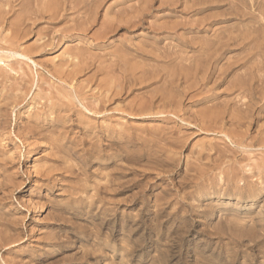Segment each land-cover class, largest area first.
<instances>
[{"label":"rangeland","instance_id":"374dc122","mask_svg":"<svg viewBox=\"0 0 264 264\" xmlns=\"http://www.w3.org/2000/svg\"><path fill=\"white\" fill-rule=\"evenodd\" d=\"M86 1L0 4V264H264V0Z\"/></svg>","mask_w":264,"mask_h":264},{"label":"bare ground","instance_id":"6f19581e","mask_svg":"<svg viewBox=\"0 0 264 264\" xmlns=\"http://www.w3.org/2000/svg\"><path fill=\"white\" fill-rule=\"evenodd\" d=\"M4 1H6V3H5ZM4 1L0 0V4L3 3V4H8V5H10L9 3H10L11 0L8 1V2H7V0H4ZM13 1H14V0H13ZM15 1H18V2H19L20 5H18V6H21V5H23V4L25 5L24 7H26V6H28V5H31V6L33 5V7L35 6V8H36V9H35V8H34V9L37 10V11L40 10L39 7H40L41 4H42V5H43V8H42V9H43L44 11L49 12V14H48V18H47L46 20H49V19H55L57 16H62V17H64L65 14H64L63 12H62V13H63L64 15H63V14L60 15V14H58V13H59L61 10H62V11L65 10V11H66L68 6H69V8L72 9V10H67V11H73V9H75V8L77 9V8H78V5L80 6L81 4H84V6H87V5H88L87 3L89 2V1L87 2L86 0H85V1H86L87 3H86L84 0H15ZM100 1H102V0H90V4L92 5V3H93V4H95V6H96V4H98ZM91 2H92V3H91ZM40 3H41V4H40ZM145 3H146V1H145ZM3 4H2V6H3ZM16 4H17V3H16ZM85 4H87V5H85ZM90 4H89V5H90ZM148 4H149V3H148ZM91 5H90V6H91ZM130 5H132V4H130ZM13 6H14V5H13ZM93 6H94V5H93ZM95 6H94V7H95ZM14 7H15V6H14ZM21 7H22V6H21ZM82 7H83V5H82ZM91 7H92V6H91ZM91 7L88 6V10H87L86 8H85V10H87L88 12H90V11H91ZM143 7H145V6H143ZM2 8H3V7H1V5H0V10H1ZM4 8H5V7H4ZM10 8H11V7H10ZM89 8H90V11H89ZM131 8H132V7H131ZM131 8H130V9H131ZM145 8H146V7H145ZM237 8H238V7H237ZM15 9H16V8H15ZM15 9H14V10H15ZM34 9H33V11H34ZM161 9H162V8H161ZM7 10H8V9H7ZM11 10H12V8L10 9V11H11ZM21 10H23V9L21 8ZM21 10H20V11H21ZM25 10H26V9H25ZM25 10H23V11H25ZM30 10L32 11L31 8H30ZM79 10H81V8H79ZM83 10H84V8H83ZM83 10H82V12H84ZM144 10H145V9H144ZM185 10H186V9H185ZM8 11H9V10H8ZM10 11H9V12H10ZM23 11H22V12H23ZM31 11H30V12H31ZM65 11H64V12H65ZM87 11H86V12H87ZM93 11H94V10H93ZM118 11H119V12H118ZM118 11L115 13V15H114V19L112 18L113 20H110L111 23L108 24V25H109L108 31L110 30V33L113 32V31L119 30V29H124V30L127 31V30H129L131 27H134V24L131 23V22H132V21H131V20H132V17H134V16L131 15L132 10L128 11L129 14L126 13V11H125L124 9H123V10L121 9V10H118ZM146 11H147V10H146ZM0 12H1V11H0ZM3 12H4V10H3ZM3 12H2V14H3ZM9 12H8V13H9ZM16 12H18V10H16ZM27 12H28V10H27ZM47 12H46V13H47ZM78 12H79V11H78ZM78 12H77V14H78ZM82 12H80V13H82ZM86 12H84V13H86ZM141 12H142V11H141ZM262 12H263V11H262ZM6 13H7V11H6ZM8 13H7V14H8ZM11 13H13L12 16H14V12H13V10H12ZM23 13H25V12H23ZM39 13H40V12H38V14H39ZM67 13H68V12H67ZM73 13H74V12H73ZM75 13H76V12H75ZM94 13H95V12H94ZM94 13H93V14H94ZM96 13H97V12H96ZM136 13H137V12H136ZM178 13H179V12H178ZM0 14H1V13H0ZM2 14H1V15H2ZM19 14H20V13H19ZM89 14H90V13H89ZM137 14H139V13H137ZM5 15H6V14H5ZM15 15H16V13H15ZM21 15H22V14H21ZM41 15H43V14L41 13ZM74 15H75V14H74ZM78 15H79V14H78ZM78 15H76L77 18H78ZM81 15H82V14H81ZM85 15H86V14H84V16H85ZM87 15H88V14H87ZM262 15H264V14H262ZM7 16H8V15H7ZM7 16H6V18H7ZM9 16H10V15H9ZM12 16H11V17H12ZM17 16H18V13H17ZM29 16H30V14H29ZM29 16H28V17H29ZM39 16H40V15H39ZM76 16H75V17H76ZM126 16H127L129 19L126 18ZM252 16H253V15H252ZM1 17H2V16H1ZM21 17H22V16H21ZM21 17H19V18H21ZM23 17H24V16H23ZM25 17H26V15H25ZM88 17L90 18V16H88ZM88 17H87V18H88ZM91 17H92V16H91ZM101 17H102V16H101ZM211 17H212V16H211ZM263 17H264V16H263ZM2 18H4V17H2ZM26 18H27V17H26ZM84 18H85V17H84ZM84 18H83V20H84ZM87 18H85V19H87ZM89 18H88V19H89ZM125 18H126V19H125ZM135 18H139V16L137 15V16H135ZM8 19H9V17H8ZM11 19H13V18H11ZM14 19H16L15 16H14ZM14 19H13V20H14ZM17 19H18V18H17ZM28 19L33 20V23H35V21H37V19H38V16H37L36 13H32V14H31V17L28 18ZM28 19L25 20V21H28ZM95 19H96V18H95ZM2 20H3V19H2ZM6 20H7V19H6ZM23 20H24V19H23ZM23 20H22V21H23ZM74 20L76 21V19H74ZM77 20H79V19H77ZM89 20H90V19H89ZM139 20H140V18H139ZM189 20H190V19H189ZM263 20H264V18H263ZM10 21H12V20H10ZM15 21H17V20H14V22L12 21V23H15ZM22 21H20V22H22ZM75 21H74V22H75ZM103 21H105V20L103 19ZM146 21H147V20H146ZM55 22H56V21H55ZM81 22H82V21H81ZM235 22H236V21H235ZM3 23H4V22H3ZM8 23H9V22H8ZM17 23H18V22H17ZM49 23H50V22H49ZM49 23H48V24H49ZM79 23H80V20L78 21V24H79ZM97 23H98V22H97ZM100 23H101V22H100ZM1 24H2V23H1ZM10 24H11V23H10ZM24 24H25V23H24ZM76 24H77V23H76ZM82 24L84 25L85 23H82ZM82 24H81V23L79 24V27H80V28L78 29V31H79L80 29L82 30V28H81V25H82ZM95 24H96V22H95ZM102 24H103V22H102ZM2 25H3V24H2ZM17 25H18V24H17ZM17 25H15V26H17ZM26 25H27V24H26ZM53 25H54V24H53ZM83 25H82V27H83ZM91 25H92V24H91ZM91 25H90V26H91ZM93 25H94V24H93ZM108 25H107V26H108ZM33 26H34V25H33ZM76 26H77V25H76ZM76 26H75L74 28L77 29ZM105 26H106V25H105ZM23 27H24V26H23ZM34 27H35V26H34ZM96 27H98V26H96ZM14 28H15V27H14ZM74 28H73V30H74ZM262 28H263V27H262ZM136 29H137V28H136ZM154 29H155V28H154ZM158 29H159V28H158ZM259 29H261V28H259ZM263 29H264V28H263ZM17 30H19V28H17ZM73 30H71V31H73ZM81 30H80V31H81ZM102 30H103V29H102ZM29 31H30V30H29ZM68 31H69V30H68ZM74 31H77V30H74ZM80 31H79V32H80ZM14 32H15V31H14ZM16 32H17V31H16ZM31 32H32V31H31ZM96 32H97V31H96ZM152 32H153V31H152ZM252 32H253V31H252ZM22 33H24V32H22ZM37 33H38V32H37ZM66 33H67V31H66ZM68 33H69V32H68ZM107 33H108V32H107ZM107 33H106V34H107ZM127 33H128V32H127ZM165 33H166V32H165ZM171 33H172V32H171ZM218 33H219V32H218ZM229 33H230V32H229ZM229 33H228V34H229ZM232 33H233V32H232ZM25 34H26V33H25ZM25 34H24V35H25ZM97 34H98V33H97ZM226 34H227V33H226ZM255 34H256V33H255ZM13 35H14V33H13ZM26 35H27V34H26ZM37 35H38V34H37ZM83 35H84V34H83ZM83 35H82V36H83ZM102 35H103V34H102ZM102 35H101V36H102ZM237 35H238V34H237ZM248 35H249V34H248ZM101 36H100V38H101ZM210 36H211V35H210ZM214 36H215V35H214ZM228 36H230V35H228ZM10 37H12V36H10ZM98 37H99V36H98ZM157 37H158V36H157ZM16 38H18V37H16ZM106 38H107V37H106ZM234 38H235V37H234ZM6 39L8 40L9 38H6ZM18 39H21V38H18ZM23 39H24V38H23ZM210 39H211V38H210ZM210 39H209V40H210ZM241 39H242V38H241ZM261 39H262V38H261ZM11 40H13V39H11ZM97 40H98V38H97ZM215 40H216V39H215ZM236 40H238V39H236ZM216 41H217V40H216ZM227 41H228V39H227ZM242 41H243V40H242ZM12 42H14V41H12ZM12 42H11V43H12ZM26 42H27V41H26ZM42 43H43V42H42ZM211 43H212V42H211ZM172 44H173V43H172ZM217 44H220V43H217ZM236 44H237V43H236ZM238 44H239V43H238ZM256 44H257V43H256ZM10 46H11V45H10ZM257 46H258V45H257ZM21 47H22V46H21ZM28 47H29V46H28ZM127 47H128V46H127ZM201 47H202V46H201ZM32 48H33V46H32ZM86 48H87V47H86ZM86 48H82L83 50H81V51H86V50H84V49H86ZM118 48H119V46H118ZM3 49H4V48H3ZM29 49H31V48H29ZM29 49H27V50H29ZM68 49H69V48H68ZM78 49H79V48H78ZM141 49H142V48H141ZM22 50H23V49H22ZM31 50H32V49H31ZM139 50H140V49H139ZM143 50H144V49H143ZM143 50H142V51H143ZM259 50H260V49H259ZM5 51H6V50H5ZM79 51H80V50H79ZM112 51H113V50H112ZM125 51H126V50L124 49L123 53H124ZM144 51H145V50H144ZM87 52H88V51H87ZM92 52H93V51H92ZM145 52H146V51H145ZM149 52H150V51H149ZM10 53H11V52H10ZM82 53H84V52H82ZM88 53H89V52H88ZM90 53H91V52H90ZM123 53H122V54H123ZM70 54H71V52H70ZM120 54H121V53H120ZM122 54H121V55L118 54V55H119V56H122ZM124 54H125V53H124ZM124 54H123V56H124ZM172 54H173V53H172ZM199 54H200V53H199ZM249 54H250V53H249ZM251 54H252V53H251ZM24 55H25V52H24ZM118 55H117V56H118ZM126 55H127V53H126ZM20 56H21V54H20ZM22 56H23V55H22ZM127 56H128V55H127ZM154 56H155V55H154ZM172 56H173V55H172ZM246 56H247V55H246ZM71 57H72V56H71ZM79 57H80V56H79ZM82 57H83V55H82ZM124 57H125V56H124ZM129 57H130V56H129ZM157 57H158V56H157ZM175 57H176V56H175ZM59 58H60V57H59ZM119 58H120V57H119ZM167 58H168V57H167ZM70 59H71V58H70ZM84 59L86 60V58H84ZM84 59H83V60H84ZM105 59H106V58H105ZM121 59H122V57H121ZM127 59H128V58H127ZM170 59H171V58H170ZM170 59H169V60H170ZM85 60H84V61H85ZM99 60L102 61L103 59H102V60L99 59ZM122 60H123V61L121 62V64L118 63V64L120 65V66H118L120 69H122V68H121V65H125L127 61H129V63H130V60H126V59H125L126 61H124V59H122ZM144 60H145V59H144ZM167 60H168V59H167ZM81 61H82V59H81ZM116 61H117V60H116ZM249 61H250V60H249ZM63 62H64V61H63ZM79 62H80V60H79ZM85 62H86V61H85ZM93 62H95V61H93ZM242 62H243V61H242ZM90 63H91V62H90ZM112 63H113V62H112ZM112 63H110V64H112ZM127 63H128V62H127ZM129 63H128V64H129ZM131 63H132V62H131ZM131 63H130V64H131ZM134 63H135V62H134ZM202 63H203V62H202ZM33 64H34V62H33ZM53 64H54V63H53ZM79 64H80V63H79ZM79 64H78V65H79ZM81 64H82V62H81ZM86 64H89V63H86ZM86 64H85V65H86ZM100 64H101V63H100ZM128 64H127V65H128ZM226 64H227V63H226ZM228 64H229V63H228ZM60 65H63V64H60ZM71 65H72V64H71ZM75 65L77 66V64H75ZM75 65H74V66H75ZM83 65H84V64H83ZM134 65H135V64H134ZM211 65H212V64H211ZM67 66H68V65H67ZM72 66H73V65H72ZM80 66H82V65H80ZM89 66H90V65H89ZM89 66H86V69H87V67H89ZM92 66H93V65H92ZM114 66H115V64H114ZM116 66H117V64H116ZM116 66H115V67H116ZM125 66H126V65H125ZM125 66H124L123 69H125ZM128 66H129V65H128ZM128 66H126V68H127ZM60 67H62V66H60ZM60 67H59V68H60ZM110 67H111V66H110ZM112 67H113V66H112ZM131 67H132V66H131ZM65 68H66V67H65ZM71 68H72V67H71ZM71 68H70V69H71ZM75 68H77V67H75ZM78 68H80V67L78 66ZM83 68H84V67H83ZM99 68H100V67H99ZM99 68H97L98 71H99ZM103 68H104V67H103ZM61 69H62V68H61ZM72 69H73V68H72ZM72 69H71V70H72ZM81 69H82V67H81ZM81 69H80V71H81ZM110 69H111V68H110ZM110 69H109L108 71H111ZM115 69H116V68H115ZM115 69H114V70H115ZM123 69H122V70H123ZM127 70H129V68H127ZM184 70H185V69H184ZM52 71H53V70H52ZM64 71H66V69H65ZM72 71H73V70H72ZM74 71H75V70H74ZM80 71H79V69H78V72H80ZM100 71H101V70H100ZM117 71H118V70H117ZM141 71H142V70H141ZM66 72H67V71H66ZM68 72H69V71H68ZM81 72H82V71H81ZM84 72H85V71H84ZM119 72L121 73V70H120ZM130 72H131V71H130ZM142 72H143V71H142ZM145 72H146V71H145ZM61 73H62V72H61ZM72 73H75V72H72ZM108 73H109V72H108ZM153 73H154V72H153ZM178 73H179V72H178ZM0 74H2V73H0ZM76 74H80V73H77V69H76V73H75L74 75L76 76ZM94 74H95V75H94L95 77H93V74L91 75V77H93V79L96 78V74H97V73H94ZM103 74H105V73H103ZM122 74H124V73H122ZM159 74H160V73H159ZM2 75H3V74H2ZM56 75H57V74H56ZM61 75H62V74H61ZM63 75H64V74H63ZM137 75H138V74H137ZM151 75H152V74H151ZM59 76H60V74H59ZM75 76H74V77H75ZM142 76H143V74H142ZM157 76H158V75H157ZM189 76H190V74H189ZM206 76H207V75H206ZM55 77H57V76H55ZM65 77H66V76H65ZM74 77H73V78H74ZM113 77H114V76H113ZM122 77H123V76H122ZM138 77H139V76H138ZM6 78H9V77H6ZM21 78H22V77H21ZM69 78H70V77H69ZM88 78H90V76H88ZM104 78H105V76H104ZM104 78H103V79H104ZM114 78H115V77H114ZM162 78H163V77H162ZM162 78H161V79H162ZM1 79H2V78H1ZM22 79H23V78H22ZM22 79H21V80H22ZM62 79H64V78H61V80H62ZM70 79H71V78H70ZM90 79H91V78H90ZM96 79H97V78H96ZM101 79H102V78H101ZM105 79H106V78H105ZM111 79H113V78H111ZM115 79H116V78H115ZM151 79H152V78H151ZM204 79H205V77H204ZM3 80H4V79H3ZM21 80H20V81H21ZM65 80H67V79H65ZM91 80H92V79H91ZM91 80H90L89 82H91ZM116 80H118V79H116ZM116 80H115V81H116ZM144 80H145V79H144ZM165 80H166V79H165ZM165 80H164V83H165ZM85 81H87V80H85ZM92 81H93V80H92ZM95 81H96V80H95ZM97 81H98V79H97ZM103 81H104V80H103ZM110 81H111V80H109V82H108V81H107V82L110 83ZM115 81L113 80V83H114ZM136 81H138V80H136ZM58 82H59V80H58ZM69 82H70V80H69ZM89 82H88V83H89ZM100 82H101V81H100ZM167 82H169V81L167 80ZM62 83H63V82H62ZM88 83H87V84H88ZM91 83H92V82H91ZM103 83H104V82H103ZM105 83H106V82H105ZM105 83H104V84H105ZM108 83H106V86H108V85H107ZM116 83L118 84V82H115V85H116ZM139 83H140V82H139ZM171 83H173V82H171ZM174 83H175V82H174ZM246 83H247V82H246ZM58 84H59V83H58ZM64 84H65V83H64ZM66 84H67V83H66ZM168 84H169V83H168ZM185 84H186V83H185ZM188 84H189V83H188ZM61 85H62V84H61ZM68 85H69V84H68ZM78 85L80 86V84H78ZM110 85H112V84L110 83L109 86H110ZM247 85H248V84H247ZM64 86H65V85H64ZM79 86H78L77 88H79ZM99 86H100V85H99ZM103 86H104V88H105V85H103ZM113 86H114V85H113ZM126 86H127V85H126ZM84 87H85V85L82 87V84H81L80 89H81V88H82V89H85ZM110 87H111V86H110ZM110 87H109V88H110ZM121 87H122V86H121ZM200 87H201V86H200ZM65 88H66V87H65ZM77 88H76V89H77ZM99 88H100V87H99ZM102 88H103V87H102ZM106 88H107V87H106ZM113 88H114V87H113ZM162 88H163V87H162ZM255 88H256V87H255ZM62 89H63V88H62ZM66 89H67V88H66ZM66 89H65V90H66ZM72 89H73V88H72ZM80 89H79V90H80ZM82 89L80 90L81 92H82ZM111 89H112V88H110V89L108 90V88H107V91H108L107 93H109V91H110ZM149 89H150V88H149ZM192 89H193V88H192ZM11 90H12V89H11ZM63 90H64V89H63ZM65 90H64V92H65ZM91 90H92V89H91ZM100 90H102V89L100 88L99 91H100ZM117 90H118V89H117ZM117 90H115V92H116ZM154 90H155V89H154ZM157 90H158V89H157ZM60 91H61V90H60ZM73 91H74V89H73ZM103 91H104V90H103ZM118 91H119V90H118ZM155 91H156V90H155ZM61 92H62V91H61ZM100 92H101V91H100ZM112 92H114V91H112ZM115 92H114V93H115ZM120 92H121V91H119V93H120ZM156 92H158V91H156ZM190 92H191V91H190ZM74 93H75V92H74ZM76 93H77V92H76ZM90 93H91V92H90ZM154 93H155V92H154ZM154 93H153V94H154ZM65 94H67V93H65ZM71 94H72V93H71ZM79 94H80V93H79ZM91 94H92V93H91ZM98 94H99V92H98ZM100 94H101V93H100ZM103 94H104V93H103ZM150 94H151V93H150ZM158 94H160V92H159ZM2 95H4V94H2ZM2 95H1V96H2ZM52 95H53V94H52ZM57 95H58V93H57ZM81 95H82V93H81ZM106 95H107V94H106ZM106 95H105V96H106ZM195 95H196V94H195ZM199 95H200V94H199ZM199 95H198V96H199ZM78 96H79V95H78ZM114 96H115V95H114ZM159 96H160V95H159ZM191 96H192V95H191ZM191 96H189V98H190ZM82 97H83V96H82ZM94 97H95V96H94ZM115 97H116V96H115ZM153 97H154V96H153ZM164 97H165V96H164ZM170 97H171V96H170ZM172 97H173V96H172ZM187 97H188V96H187ZM262 97H263V96H262ZM7 98H8V97H7ZM75 98H76V97H75ZM77 98H78V97H77ZM84 98H86V97H83V99H84ZM108 98H109V97H108ZM197 98H198V97H197ZM1 99H2V98H1ZM51 99H52V98H51ZM55 99H56V97H55ZM58 99H59V95H58ZM68 99H69V98H68ZM78 99H79V98H78ZM80 99H81V98H80ZM92 99H93V98H92ZM95 99H96V98H95ZM111 99H112V98H111ZM119 99H120V98H119ZM150 99H151V98H150ZM153 99H154V98H153ZM169 99H170V98H169ZM5 100H6V99H5ZM59 100H60V99H59ZM90 100H91V99H90ZM139 100H140V99H139ZM160 100H162V99H160ZM183 100H184V99H183ZM188 100H189V99H188ZM1 101H2V100H1ZM1 101H0V102H1ZM3 101H4V100H3ZM70 101H71V100H70ZM73 101H74V100H73ZM79 101H80V100H79ZM84 101H86V99H85ZM87 101H88V100H87ZM92 101H93V100H92ZM94 101H95V100H94ZM99 101H101V99H99ZM141 101H143V100H141ZM158 101H159V100H158ZM167 101H169V100H167ZM170 101H172V100H170ZM55 102H56V101H55ZM60 102H61V101H60ZM66 102H67V101H66ZM68 102H69V101H68ZM80 102H81V101H80ZM101 102H103V100H102ZM110 102H111V101H110ZM48 103H49V102H48ZM53 103H54V102H53ZM53 103L51 102V104H53ZM62 103H63V102H62ZM62 103H61V105H62ZM78 103H79V102H78ZM82 103H83V102H82ZM93 103H94V102H93ZM160 103H161V101H160ZM171 103H172V102H171ZM46 104H47V103H46ZM65 104H66V103H65ZM80 104H81V103H80ZM85 104H86V102H85ZM95 104H99V103L97 102V103H95ZM144 104H145V103H144ZM149 104H152V103H149ZM138 105H139V104H138ZM162 105H163V104H162ZM56 106H58V105H56ZM67 107H68V106H67ZM47 108H49V107H47ZM58 108H59V106H58ZM63 108H64V107H63ZM68 108H70V107H68ZM255 108H256V107H255ZM50 109H51V108H50ZM71 109L73 110L74 108H71ZM87 109H88V108H87ZM57 110H58V109H57ZM59 110H60V108H59ZM66 110H68V109L65 108V112H66ZM69 110H70V109H69ZM88 110H89V109H88ZM90 110H91V109H90ZM92 110L97 111V110H98L97 106H96V107L94 106V109H92ZM101 110H102V108H101ZM55 111H56V110H55ZM73 111H74V110H73ZM98 111H100V110H98ZM52 112H53V110H52ZM58 112H59V111H58ZM68 112H70V111H68ZM68 112H67V113H68ZM80 112H81V111H80ZM100 112H101V111H100ZM249 112H250V111H249ZM77 113H78V112H77ZM48 114H49V113H48ZM50 114H52V113H50ZM79 114H80V113H79ZM202 114H203V113H202ZM60 115H61V114H60ZM95 115H96V114H95ZM139 115H140V114H139ZM219 115H220V114H219ZM50 116H52V115H50ZM62 116H65V114L62 115ZM66 116H68V115L66 114ZM77 116H78V115H77ZM77 116H76V117H77ZM204 116H205V115H204ZM215 116H216V115H215ZM232 116H233V115H232ZM43 117H44V116H43ZM45 117H48V116L45 115ZM45 117H44V118H45ZM79 117H80V116H79ZM218 117H219V116H218ZM40 118H41V116H40ZM48 118H49V117H48ZM62 118H63V117L57 115V116L55 117L53 123H52V120L50 121V122H51L50 126H52L53 128H56L57 126H56V127H54V126L56 125V123H59V122L63 121ZM109 118H110V117H109ZM262 118H263V117H262ZM34 119H35V118H34ZM41 119H42V118H41ZM49 119H50V118H49ZM66 119H67V118H66ZM209 119H210V118H209ZM209 119H208V120H209ZM213 119H214V118H213ZM32 120H33V119H32ZM36 120H38V119H36ZM47 120H48V119H47ZM1 121H3V120L1 119ZM33 121H34V120H33ZM65 121H66V120H65ZM209 121H210V120H209ZM209 121H208V122H209ZM240 121H241V120H240ZM31 122H32V121H31ZM38 122H39V121H38ZM38 122L35 123V124H36L37 126L40 127L39 124H40L41 122H40L39 124H38ZM42 122H43V120H42ZM77 122H78V121H77ZM77 122H76V123H77ZM79 122H80V121H79ZM81 122H82V121H81ZM83 122H84V121H83ZM83 122L81 123L82 125H83ZM92 122H93V121H92ZM205 122H206V121H205ZM0 123H2V122H0ZM69 123H70V122H69ZM74 123H75V122H74ZM209 123H210V122H209ZM46 124H47V123H46ZM65 124H66V123H64V125H65ZM79 124H80V123H79ZM79 124L77 123V125H79ZM98 124H99V123H98ZM213 124H214V122H213ZM2 125H3V124H2ZM33 125H34V124H33ZM48 125H49V124H48ZM64 125L61 124L59 128L57 127V128H58V131H64V132H66V131L69 130V128L71 129L72 127L76 126V125H70V126H68V127H64ZM112 125H113V124H112ZM216 125H217V124H216ZM5 126H6V125H5ZM28 126H29V125H28ZM66 126H67V125H66ZM203 126H204V125H203ZM208 126H209V125H208ZM0 127H1V126H0ZM6 127H7V126H6ZM33 127H34V126H33ZM44 127H45V126H44ZM82 127H83V126H82ZM29 128H30V129H33L32 127H29ZM36 128H37V127H34V129H36ZM42 128H43V127H42ZM4 129H5V128H4ZM30 129H29V131H30ZM34 129H33V130H34ZM45 129H46V127H45ZM80 129H81V128H80ZM123 129H124V128H123ZM33 130L30 131V132H31L32 134H37V136H40L41 134H43V133H41V134L39 133L40 135H38V132H37V133H36V132H33ZM43 130H44V129H43ZM82 130H83V129H82ZM84 130H86V128H85ZM87 130H88V129H87ZM112 130H113V129H112ZM34 131H36V130H34ZM41 131H42V130H41ZM41 131H39V132H41ZM45 131H46V130H45ZM49 131H50V130H49ZM53 131H54V130H53ZM56 131H57V129L55 130V132H56ZM69 131H70V130H69ZM89 131H90V130H89ZM89 131H88V132H89ZM30 132H29V133H30ZM46 132H47V131H46ZM46 132H44V135L46 134ZM82 132H83V131H82ZM86 132H87V131H86ZM86 132H85V133H86ZM90 132H91V131H90ZM114 132H115V131L113 130L112 133H114ZM0 133H1V132H0ZM21 133H22V132H21ZM31 133H30V134H31ZM48 133L53 134L54 132H51V131H50V132H48ZM48 133H47V134H48ZM60 133H61V132H60ZM98 133H99V132H98ZM30 134H29V135H30ZM55 134H56V133H55ZM57 134H59V133H57ZM44 135H43V136H44ZM61 135H63V134H61ZM61 135H60V136H61ZM85 135H87V134H85ZM51 136H52V135H51ZM133 136H134V135H133ZM41 137H42V136H41ZM62 137H63V136H62ZM64 137H65V136H64ZM17 138H18V137H17ZM65 138H66V137H65ZM54 139H55V138H54ZM58 139H59V138H58ZM102 139H103V138H102ZM50 140H52V139H50ZM62 140H63V139H62ZM47 141L49 142V140H46V142H47ZM261 141L264 142V140H262V139H261ZM55 142H56V141H55ZM263 142H262V144H263ZM4 143H5V142H4ZM49 143H50V142H49ZM52 143H54V142L52 141ZM63 144H64V143H63ZM114 144H115V143H114ZM40 145H42V144H40ZM43 145H44V144H43ZM45 145H46V144H45ZM59 145H60V144H59ZM63 146H64V145H63ZM201 146H202V145H201ZM41 147H42V146H41ZM98 147H99V146H98ZM101 147H102V146H101ZM50 148H51V147H50ZM50 148H49V149H50ZM61 148H62V146H61ZM65 148H66V147H65ZM119 148H120V146H119ZM20 149H21V148H20ZM43 149H44V148H43ZM43 149H42V150H43ZM59 149H60V148L58 147V151H59ZM55 150H56V149H55ZM60 150H61V149H60ZM99 150H100V149H99ZM56 151H57V150H56ZM67 151H68V150H67ZM58 153H59V152H58ZM60 154H61V153H60ZM60 154H59V155H60ZM56 155H57V154H56ZM56 155H55V156H56ZM64 155H65V154H64ZM55 156H52V157H50V158H47V159H48L47 161H48V162L51 161L53 164H55L56 162L59 164V162L57 161V159H58L57 156H58V155L56 156L57 158H56ZM61 156H62V155H61ZM61 158H62V157H61ZM202 159H203V158H202ZM60 161H62V160H60ZM45 162H46V161H45ZM51 162H50V163H51ZM46 164H47V163H46ZM46 164L44 163V166H45ZM46 166H47V165H46ZM114 166H115V165H114ZM33 169H34V168H33ZM38 169H39V168H38ZM40 169H41V168H40ZM42 170H43V169H42ZM42 170H41V171H38V172H37V175H38L40 178L45 179V178H48V177L53 173V171H54V166H53V165H50V166H49V164H48V166L45 168V170H44V171H42ZM112 177H113V176H112ZM61 180H62V179H61ZM108 184H109V183H108ZM80 191H81V190H80ZM83 191H84V190H83ZM4 192H5V191H4ZM10 217H11V216H10ZM63 219H64V218H63ZM9 223H10V222H9ZM2 231H3V230H2Z\"/></svg>","mask_w":264,"mask_h":264}]
</instances>
